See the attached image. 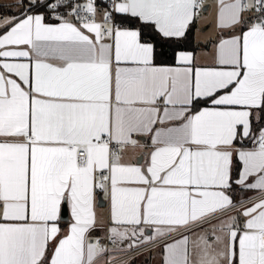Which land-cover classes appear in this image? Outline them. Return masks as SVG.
I'll list each match as a JSON object with an SVG mask.
<instances>
[{"label":"snow or ice","instance_id":"6c2138e0","mask_svg":"<svg viewBox=\"0 0 264 264\" xmlns=\"http://www.w3.org/2000/svg\"><path fill=\"white\" fill-rule=\"evenodd\" d=\"M152 247L264 264V0L0 2V264Z\"/></svg>","mask_w":264,"mask_h":264},{"label":"crops","instance_id":"0c3cea01","mask_svg":"<svg viewBox=\"0 0 264 264\" xmlns=\"http://www.w3.org/2000/svg\"><path fill=\"white\" fill-rule=\"evenodd\" d=\"M0 2L7 3L8 0H0ZM108 202L105 201L104 205L99 203L97 200V212L98 213H107ZM162 249L160 247H152L151 249H145L142 255H138L135 259V264H162Z\"/></svg>","mask_w":264,"mask_h":264},{"label":"water","instance_id":"95a60500","mask_svg":"<svg viewBox=\"0 0 264 264\" xmlns=\"http://www.w3.org/2000/svg\"><path fill=\"white\" fill-rule=\"evenodd\" d=\"M99 203L101 204V205H104L105 204V201H101V200H99Z\"/></svg>","mask_w":264,"mask_h":264},{"label":"built area","instance_id":"2783aa9c","mask_svg":"<svg viewBox=\"0 0 264 264\" xmlns=\"http://www.w3.org/2000/svg\"><path fill=\"white\" fill-rule=\"evenodd\" d=\"M137 256H138V255H137ZM137 256H136V257H137Z\"/></svg>","mask_w":264,"mask_h":264}]
</instances>
